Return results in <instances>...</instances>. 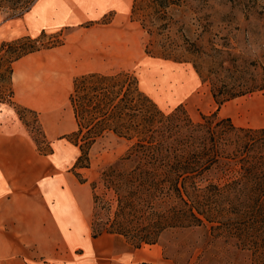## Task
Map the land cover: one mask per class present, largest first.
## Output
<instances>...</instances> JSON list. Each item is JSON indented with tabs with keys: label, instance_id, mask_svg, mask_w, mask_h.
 <instances>
[{
	"label": "trees",
	"instance_id": "16d2710c",
	"mask_svg": "<svg viewBox=\"0 0 264 264\" xmlns=\"http://www.w3.org/2000/svg\"><path fill=\"white\" fill-rule=\"evenodd\" d=\"M34 1L0 0V10L19 18ZM172 4L173 0H134L130 19L139 23L149 37L165 36L163 33L170 28L166 9ZM40 36H45L44 32ZM39 37H22L1 45L0 53H15L8 80L12 63L64 42L62 39L50 47H36ZM159 48L165 52L167 46ZM155 49L150 40L144 51L151 57L175 61L172 50L162 55ZM194 68L202 83H209V73ZM261 70L259 80L238 85L222 78L211 80L217 109L200 115L198 121H193L183 106L169 113L160 111L128 72L89 73L73 79L68 101L76 130L67 139L80 151L73 168H80L78 163L86 153L79 142L71 141V136L79 137L85 131L81 141L89 147L104 133H112L130 142V146L105 176L111 183L118 179L133 186L135 193L165 205L164 212L153 213L155 231L138 236L142 246L154 245L158 232L167 228L203 227L209 239L229 242L233 264H264V129L237 127L229 118L218 116L223 103L264 90V68ZM219 75L222 77L221 72ZM35 143L41 153L51 151L48 145L44 151ZM123 164L132 166L129 172L116 173L115 167ZM102 233L122 236L118 232ZM102 233H96L92 226V237Z\"/></svg>",
	"mask_w": 264,
	"mask_h": 264
},
{
	"label": "rangeland",
	"instance_id": "374dc122",
	"mask_svg": "<svg viewBox=\"0 0 264 264\" xmlns=\"http://www.w3.org/2000/svg\"><path fill=\"white\" fill-rule=\"evenodd\" d=\"M173 2L166 9V21L170 28L163 33L165 36L149 37L139 23L131 21L130 15L118 24L103 26V21H112L113 14L110 13L105 16V20L84 25L104 30L100 36L91 33L93 31L75 33V28H63L54 32L45 31V36L31 38L40 36L36 47H50L62 39L78 47L85 41L100 39L101 53H92L91 58L87 56L96 62L88 70L85 69L87 72H128L136 78L139 90L160 111L169 113L183 106L189 117L198 121L200 115H209L217 109L212 97L211 80L217 82L222 78L220 80L238 85L261 78V69L264 68V0ZM13 19L9 13L0 10V23ZM150 40L155 50L162 55L172 50L175 61L147 55L144 50ZM162 44L167 46L165 52L159 48ZM14 54L10 50L0 53V99L7 100L11 95L8 68ZM80 57L76 61H82ZM78 64L76 62L75 68ZM194 66L203 74L209 73L206 75L209 76V83H202ZM74 77L76 75L70 77L65 92L60 87L50 94L48 115L56 114L60 107L62 115L67 110L72 112L67 99ZM66 82L67 77L64 76L58 85ZM18 112L33 139L47 151V143L36 116L22 109H18ZM218 116L229 118L237 127L264 129V90L223 103ZM64 126L61 130L66 129ZM83 134L71 136L70 139L79 142L81 150L86 153L78 163V169L83 170L76 176L80 181L84 179L88 182L93 193L94 231L118 232L130 246L144 245L140 244L138 236L155 231L153 224L156 216L153 213L164 212L165 205L135 193L133 186L122 184L118 179L114 178V183H111L105 176L108 169L125 155L130 142L108 132L87 147L81 141ZM67 137L64 136L65 142H69ZM131 167L130 164L118 165L115 171L128 173ZM228 244L222 239H209L207 228L174 227L158 232L154 245L162 254L161 264H233L230 259L233 250Z\"/></svg>",
	"mask_w": 264,
	"mask_h": 264
},
{
	"label": "crops",
	"instance_id": "0c3cea01",
	"mask_svg": "<svg viewBox=\"0 0 264 264\" xmlns=\"http://www.w3.org/2000/svg\"><path fill=\"white\" fill-rule=\"evenodd\" d=\"M133 1L36 0L22 18L0 23V48L63 28L101 35L104 30L84 25L110 13L112 21L103 26L118 24L130 15ZM101 47L100 39L78 47L66 41L11 65V95L0 99V264H161L156 245L136 249L120 235L92 237L93 193L76 176L83 169L73 168L79 149L64 138L76 129L73 113L62 115L60 107L48 115L50 94L60 87L65 92L72 75L99 73L85 69L96 64L91 54L101 53ZM64 76L67 82L58 85ZM18 109L36 116L48 154L38 150Z\"/></svg>",
	"mask_w": 264,
	"mask_h": 264
}]
</instances>
